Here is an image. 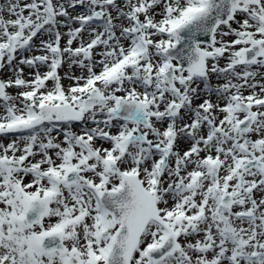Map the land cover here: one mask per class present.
I'll list each match as a JSON object with an SVG mask.
<instances>
[{"label": "snow or ice", "instance_id": "obj_1", "mask_svg": "<svg viewBox=\"0 0 264 264\" xmlns=\"http://www.w3.org/2000/svg\"><path fill=\"white\" fill-rule=\"evenodd\" d=\"M0 264H264V0H0Z\"/></svg>", "mask_w": 264, "mask_h": 264}]
</instances>
